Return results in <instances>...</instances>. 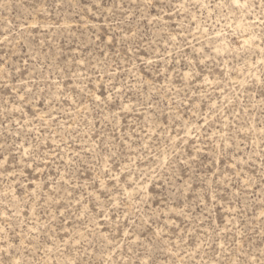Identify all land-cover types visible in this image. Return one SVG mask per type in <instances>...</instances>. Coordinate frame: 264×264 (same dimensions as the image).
Instances as JSON below:
<instances>
[{"label":"rangeland","instance_id":"374dc122","mask_svg":"<svg viewBox=\"0 0 264 264\" xmlns=\"http://www.w3.org/2000/svg\"><path fill=\"white\" fill-rule=\"evenodd\" d=\"M0 264H264V0H0Z\"/></svg>","mask_w":264,"mask_h":264}]
</instances>
